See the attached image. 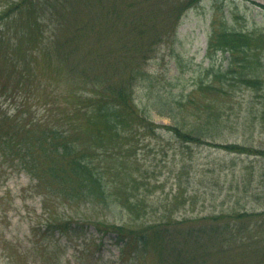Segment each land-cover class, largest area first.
<instances>
[{
    "label": "trees",
    "instance_id": "16d2710c",
    "mask_svg": "<svg viewBox=\"0 0 264 264\" xmlns=\"http://www.w3.org/2000/svg\"><path fill=\"white\" fill-rule=\"evenodd\" d=\"M65 1L21 0L18 4L9 1L0 12V56L1 50L10 53L0 62V93L7 94L12 83L13 88L25 91L27 101L35 94L30 93L41 90L43 85L52 87L35 96L43 105L41 116H35L26 106L13 113L0 109L1 159L12 166L19 160L37 179V189L43 196L45 216L37 229L45 237L57 231L70 237L87 225L99 226L101 233L115 234L121 264H206L202 255L198 258L195 252L204 234L202 229H194L195 222L187 228L184 224L187 220H180L177 228L170 221L144 222L151 209L148 194H144V188L148 190V187L128 163L129 154L135 152L128 151L134 128L144 125L157 132L150 113L138 107L135 95L140 81L150 74L148 63L156 53L154 45L166 37L172 39L179 27L174 15L181 17L201 0H172L168 8L172 23L162 27L161 23L151 24L153 18L143 14L146 8L153 6L152 0H120V8L115 0L101 10H96L94 3L89 16L94 17L96 13L95 21L99 20L101 28L91 25L82 37L84 41L80 40L81 36H73V44L68 46L63 42L40 48L38 41L46 31L42 29L44 24L48 23L50 37L58 39L51 24L63 26L61 10H55ZM96 1L104 4L106 0ZM54 14L57 18L51 23ZM150 15L155 17L151 10ZM116 19L118 29L107 27ZM66 24L68 26L69 21ZM152 27L155 32L151 35L148 28ZM69 32L74 34L76 28L72 27ZM23 43L29 44L27 49ZM260 49H264V34L256 36L231 29L223 17L221 27L211 30L208 55L228 54L229 67L226 72L211 71L212 79L201 80L197 89L201 92L205 87H212L216 91L212 82L227 81L231 77L253 90H264L262 78L244 73L250 69L247 64L252 60L258 62L252 53L258 54ZM7 61L9 67H2ZM237 64L244 69L237 71L234 68ZM226 81L221 84L229 83ZM220 91L223 93L224 89ZM262 97L264 99V94ZM180 105L184 106L183 101ZM262 112L264 119V108ZM158 113L169 117L162 109ZM220 116L219 111L207 113L202 122L208 117V124L216 127L212 123ZM198 127L205 128L202 124ZM168 130L186 144L201 139L180 125L169 126ZM209 130L206 127L207 133ZM226 148L243 152L240 145ZM99 207L104 211L126 210L139 226L134 228L83 214L84 211L94 213ZM237 218H249L253 224H260L261 219L260 232L264 231L263 212L240 213ZM222 219L225 217H216L217 221ZM247 229L243 225L233 226L229 221L220 223L216 233L221 250L232 237L242 243L243 237H238L235 231ZM191 249L194 252H190ZM247 264H251L250 259Z\"/></svg>",
    "mask_w": 264,
    "mask_h": 264
},
{
    "label": "rangeland",
    "instance_id": "374dc122",
    "mask_svg": "<svg viewBox=\"0 0 264 264\" xmlns=\"http://www.w3.org/2000/svg\"><path fill=\"white\" fill-rule=\"evenodd\" d=\"M9 1L21 2L0 0V12ZM114 2L66 0L63 5L58 4L55 11L61 10L63 26L51 24L58 39L50 37L45 22L42 29L46 31L41 34L39 47L63 42L68 46L73 44V36H81L80 40L84 41L82 37L91 25L97 29L102 27L99 20L95 21L96 13L94 17L89 16L91 6L96 3V10H101ZM152 3L153 6L143 12L147 18H153L150 23H161V27L172 23L168 13L172 0H152ZM117 7L120 8V0H117ZM150 10L155 17L150 15ZM223 17L231 29L256 36L264 34V0H201L181 17L174 15L179 26L177 32L172 39L166 37L154 45L156 53L148 63L151 75L140 81L135 92L138 107L150 113L157 132L144 125L134 128L128 151L135 152L129 154L128 163L148 187V190L144 188V194H148L151 209L144 222L170 221L176 228L180 220H187L185 228L195 222L194 229H202L204 233L195 252L198 258L202 255L206 264H247L249 259L251 264H263L261 219L260 224H253V220L239 219L237 215L264 213V90H253L231 77L227 81L212 82L216 91L212 87H205L201 92L197 89L201 80L212 79L211 71L226 72L229 67L228 54L208 55L211 30L221 27ZM56 18L54 14L51 23ZM101 23H104L103 19ZM72 27L76 28L74 34L69 32ZM107 27L118 29L120 25L116 19ZM102 31L107 32L104 28ZM148 31L154 34V27ZM22 45L24 49L29 46L28 43ZM9 54L1 50L0 62ZM252 55L258 62L252 60L247 64L250 69L244 73L262 78L264 83V49ZM8 62L1 66L9 67ZM234 68L237 71L244 69L240 64ZM225 81L229 83L221 84ZM50 88L43 85L41 90L30 93L35 94L26 101L25 91L13 88L11 83L7 94L0 93V109L15 112L26 106L35 116H41L43 105L35 96ZM221 89H224L223 93ZM161 109L169 117L161 116L158 113ZM217 111L221 116L217 122L213 120L216 127L208 124V117L202 122L205 114ZM200 124L205 128L198 127ZM172 125L193 132L201 137L200 141L186 144L168 130ZM206 127L210 128L208 133ZM231 145H240L243 152L226 148ZM251 148L261 152H253ZM14 165L2 161L0 154V264H121L116 236L102 235L99 226L87 225L81 232L71 233L70 237L59 231L50 237L43 236L37 229L45 216L37 179L19 160H15ZM120 209L104 211L99 207L94 213L84 211L83 214L134 228L139 226L132 220V215ZM221 216L225 219L217 221L216 217ZM227 221L248 229L235 231L238 237H243L242 243L239 238L232 237L221 250L216 231L220 223ZM189 238L194 242L191 236ZM190 252L194 251L191 249Z\"/></svg>",
    "mask_w": 264,
    "mask_h": 264
}]
</instances>
